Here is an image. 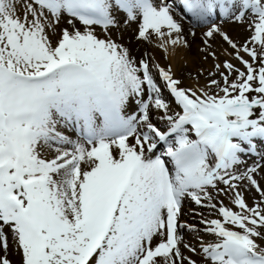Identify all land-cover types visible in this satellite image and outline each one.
Wrapping results in <instances>:
<instances>
[{
    "label": "snow or ice",
    "instance_id": "obj_1",
    "mask_svg": "<svg viewBox=\"0 0 264 264\" xmlns=\"http://www.w3.org/2000/svg\"><path fill=\"white\" fill-rule=\"evenodd\" d=\"M0 264H264V0H0Z\"/></svg>",
    "mask_w": 264,
    "mask_h": 264
},
{
    "label": "bare ground",
    "instance_id": "obj_2",
    "mask_svg": "<svg viewBox=\"0 0 264 264\" xmlns=\"http://www.w3.org/2000/svg\"><path fill=\"white\" fill-rule=\"evenodd\" d=\"M233 29H229L231 35H234ZM239 32L241 33V36L244 35L242 29H239ZM135 44L136 42H133V44L130 43L127 44V46H129L133 51V46H135ZM150 49L152 50V53L157 57V59L160 60L161 59L160 54L162 52L157 51L154 48H150ZM194 53H195L194 49L191 47L186 50H180L178 51L176 57L172 58L171 61L174 70L177 72V75L185 79L187 83H191V80H187L186 76H188L189 73H191V75L194 73V69H193L194 65L199 64V61L201 60L200 57L198 55H194Z\"/></svg>",
    "mask_w": 264,
    "mask_h": 264
},
{
    "label": "rangeland",
    "instance_id": "obj_3",
    "mask_svg": "<svg viewBox=\"0 0 264 264\" xmlns=\"http://www.w3.org/2000/svg\"><path fill=\"white\" fill-rule=\"evenodd\" d=\"M217 40H218V38H217ZM194 41H195V42H194ZM194 41L191 42V48H193L195 45H196V46H199V45L201 44V40H200V38H196ZM201 45H202V44H201ZM198 55L201 56V57L203 58V53H202V52L198 51ZM209 60H210V62L212 63V59L209 58L208 61H209ZM201 63H202L201 66L198 65L197 67H198V68H201V69H204V68H205V67H204V65H205L204 60H202ZM13 258H14V257H12V259H13Z\"/></svg>",
    "mask_w": 264,
    "mask_h": 264
}]
</instances>
